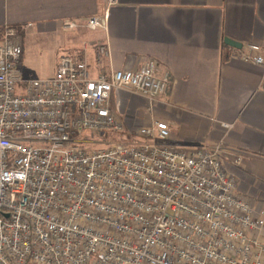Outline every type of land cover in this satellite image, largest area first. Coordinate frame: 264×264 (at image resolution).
I'll list each match as a JSON object with an SVG mask.
<instances>
[{"label": "built area", "instance_id": "1", "mask_svg": "<svg viewBox=\"0 0 264 264\" xmlns=\"http://www.w3.org/2000/svg\"><path fill=\"white\" fill-rule=\"evenodd\" d=\"M81 26L106 30L118 0ZM264 65L256 44L233 48ZM18 31L0 38V264H264V212L237 195L224 140L186 150L171 142L168 123L154 121L123 141L111 110L116 91L150 105L170 89L154 59L136 71L93 77L73 55L54 76L29 79ZM107 45L96 61L109 58ZM230 131L233 125L223 123ZM112 133L117 142L90 150L76 134ZM242 158L233 159L240 165Z\"/></svg>", "mask_w": 264, "mask_h": 264}, {"label": "crops", "instance_id": "2", "mask_svg": "<svg viewBox=\"0 0 264 264\" xmlns=\"http://www.w3.org/2000/svg\"><path fill=\"white\" fill-rule=\"evenodd\" d=\"M104 9L103 0H0V38L7 26L19 38L45 35L52 67L45 78L55 74L63 55L84 61L93 77L136 71L154 59L161 73H169L167 94L154 105L124 91L112 96L111 110L125 136L135 137L139 126L157 120L168 123L171 142L179 148L202 149L224 140L237 195L247 198L256 214L264 212V65L241 60L225 43L229 38L259 45L264 57V0H118L106 30L65 28L102 16ZM20 41L23 73L33 79L28 44ZM100 45L109 47L110 56L98 64ZM223 123L233 128L226 131ZM236 156L240 165L233 163Z\"/></svg>", "mask_w": 264, "mask_h": 264}, {"label": "rangeland", "instance_id": "3", "mask_svg": "<svg viewBox=\"0 0 264 264\" xmlns=\"http://www.w3.org/2000/svg\"><path fill=\"white\" fill-rule=\"evenodd\" d=\"M20 38L21 40L26 42V44H28V47H27L28 57H29L28 61L30 65L32 66L31 67L32 75H29V76H32L34 78H45V76L50 75V73L52 72V67L50 66V63H49V57L45 55V35L40 36V37L38 36L37 37H30V36L25 37L22 34H20ZM28 74H31V73H28ZM139 128L141 127L139 126ZM74 138L79 141L93 140L95 144L89 147L90 150L104 148L118 141L117 137H115L112 133L95 134L90 131H84L83 133L76 134ZM130 138H132V136ZM123 141L127 142L131 140L128 139L127 137H124ZM227 170L230 173H232V171L229 169L228 166H227Z\"/></svg>", "mask_w": 264, "mask_h": 264}, {"label": "water", "instance_id": "4", "mask_svg": "<svg viewBox=\"0 0 264 264\" xmlns=\"http://www.w3.org/2000/svg\"><path fill=\"white\" fill-rule=\"evenodd\" d=\"M225 43L226 45L232 47V48H236V49H242L243 48V44L239 43L237 41L231 40L229 38L225 39Z\"/></svg>", "mask_w": 264, "mask_h": 264}]
</instances>
